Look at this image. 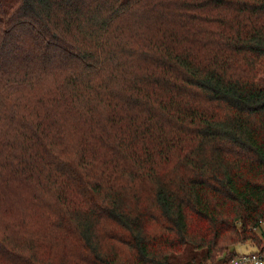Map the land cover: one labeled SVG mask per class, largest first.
Masks as SVG:
<instances>
[{"label":"trees","instance_id":"trees-1","mask_svg":"<svg viewBox=\"0 0 264 264\" xmlns=\"http://www.w3.org/2000/svg\"><path fill=\"white\" fill-rule=\"evenodd\" d=\"M261 222L264 0H0V264H228Z\"/></svg>","mask_w":264,"mask_h":264},{"label":"built area","instance_id":"built-area-1","mask_svg":"<svg viewBox=\"0 0 264 264\" xmlns=\"http://www.w3.org/2000/svg\"><path fill=\"white\" fill-rule=\"evenodd\" d=\"M264 264V255L258 251L241 252L234 255L228 264Z\"/></svg>","mask_w":264,"mask_h":264},{"label":"rangeland","instance_id":"rangeland-1","mask_svg":"<svg viewBox=\"0 0 264 264\" xmlns=\"http://www.w3.org/2000/svg\"><path fill=\"white\" fill-rule=\"evenodd\" d=\"M259 232L260 231H264V222H261L260 226L256 228ZM234 247L236 249V251L238 253H241V252H248L250 251V249L253 248V246L247 242V241H240V242H236L234 244ZM41 250V249H40ZM237 253V254H238ZM241 264H244V263H241Z\"/></svg>","mask_w":264,"mask_h":264}]
</instances>
